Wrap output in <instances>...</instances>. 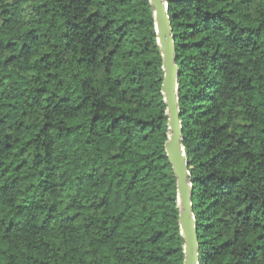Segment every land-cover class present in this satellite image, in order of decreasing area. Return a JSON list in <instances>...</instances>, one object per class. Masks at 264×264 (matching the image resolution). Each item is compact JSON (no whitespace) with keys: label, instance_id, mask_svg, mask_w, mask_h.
Here are the masks:
<instances>
[{"label":"trees","instance_id":"16d2710c","mask_svg":"<svg viewBox=\"0 0 264 264\" xmlns=\"http://www.w3.org/2000/svg\"><path fill=\"white\" fill-rule=\"evenodd\" d=\"M198 264H264V0H164ZM149 0H0V264H183Z\"/></svg>","mask_w":264,"mask_h":264},{"label":"water","instance_id":"95a60500","mask_svg":"<svg viewBox=\"0 0 264 264\" xmlns=\"http://www.w3.org/2000/svg\"><path fill=\"white\" fill-rule=\"evenodd\" d=\"M153 11L157 43L162 57L163 80L161 93L166 106L168 118V139L165 143V153L176 179L178 201V224L184 242L183 264H198V244L196 224L191 205V185L188 179L186 158L182 142V128L179 121L178 87L179 71L175 65V50L171 34L167 7L164 0H149Z\"/></svg>","mask_w":264,"mask_h":264}]
</instances>
